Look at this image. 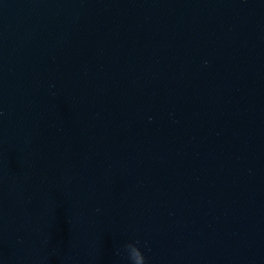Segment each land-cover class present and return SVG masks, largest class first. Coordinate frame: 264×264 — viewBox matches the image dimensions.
<instances>
[{"label":"water","instance_id":"water-1","mask_svg":"<svg viewBox=\"0 0 264 264\" xmlns=\"http://www.w3.org/2000/svg\"><path fill=\"white\" fill-rule=\"evenodd\" d=\"M128 243L264 264V0H0V264Z\"/></svg>","mask_w":264,"mask_h":264},{"label":"clouds","instance_id":"clouds-1","mask_svg":"<svg viewBox=\"0 0 264 264\" xmlns=\"http://www.w3.org/2000/svg\"><path fill=\"white\" fill-rule=\"evenodd\" d=\"M124 249L127 252V259L130 264H147L146 257L141 252L140 248L136 244L128 243L124 245ZM131 250V256L128 255V251Z\"/></svg>","mask_w":264,"mask_h":264}]
</instances>
